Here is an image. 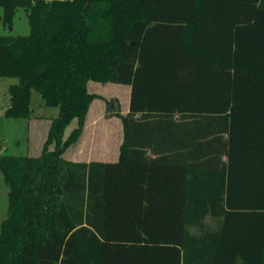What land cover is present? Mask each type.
<instances>
[{"label":"trees","instance_id":"trees-1","mask_svg":"<svg viewBox=\"0 0 264 264\" xmlns=\"http://www.w3.org/2000/svg\"><path fill=\"white\" fill-rule=\"evenodd\" d=\"M0 7L29 23L0 34L4 116L30 118L32 90L58 108L38 155L0 154V264H264V0ZM89 81L129 85L115 161L61 155Z\"/></svg>","mask_w":264,"mask_h":264},{"label":"rangeland","instance_id":"rangeland-1","mask_svg":"<svg viewBox=\"0 0 264 264\" xmlns=\"http://www.w3.org/2000/svg\"><path fill=\"white\" fill-rule=\"evenodd\" d=\"M1 14L2 8L0 7V34L24 35L29 33L27 15L22 7L15 9L10 25L2 21ZM16 82L15 77H0V153L36 155L41 152L43 142L47 136V128L51 121L47 118L55 117L58 114V108L45 105L40 95L32 90L30 106L32 115L37 117L36 120L33 118L29 122V118L5 117L3 111L9 104L10 98L8 88L10 84ZM87 86L89 91L99 94V97L93 99V102L91 101L92 106H90L88 114L90 121L84 137L80 140V143L78 141V144L76 143L74 147H72L73 145L68 146L61 154L62 156L66 155L67 158L69 154L87 157V152L90 154L93 151L96 153L103 151L116 152L119 139L122 136L121 122L116 113H121L125 104H128L129 85L89 81ZM124 90H127V95ZM74 125L75 120L65 128L64 137ZM106 143L108 146H106ZM105 146L107 148H104ZM52 147L53 144L49 145V148ZM91 156L93 157L92 154Z\"/></svg>","mask_w":264,"mask_h":264},{"label":"crops","instance_id":"crops-1","mask_svg":"<svg viewBox=\"0 0 264 264\" xmlns=\"http://www.w3.org/2000/svg\"><path fill=\"white\" fill-rule=\"evenodd\" d=\"M124 91H125V94L127 95V90H124ZM128 101H129V98H128ZM92 102L89 105V108L87 110V114H86V117H85V123H84L83 131H82V133H81V135L79 137V140H77V142H75L74 144H72L73 145L72 147H74L76 145V143L78 144V141L80 143V140H82V138L84 137V133L86 131L87 125L89 124V121H90L89 120V117H88L89 116L88 114H89V111H90V106H92ZM127 111H128V104L126 103L125 106H124V110L121 113L122 114H125ZM38 117H42V116H38ZM33 118L36 120L37 117L36 116L30 117L29 118V122ZM47 119L49 121L51 120V118H47ZM38 120H40V119H38ZM120 122H121V119H120ZM121 133H122V136L119 139V142H118V145H117V149H119V145H120V143L122 142V139H123L122 123H121ZM106 146H108V144ZM106 146L104 148H107ZM118 152H119V150H117L116 152H113V151H111V152L110 151L109 152L108 151L104 152L103 151L101 153H96V152L93 151L90 154H89V152H87V157H79V156H77V154L76 155H70L69 154L68 155V158L65 157L66 155L63 156V157L66 158V159H68V160H72V161H86V162L93 161V160L94 161H115L118 158ZM0 154H2V153H0ZM91 154L93 155V157L91 156ZM36 155H38V154H36ZM6 210H7V186L5 185V183L3 181V178H2V174L0 172V222L6 216Z\"/></svg>","mask_w":264,"mask_h":264}]
</instances>
